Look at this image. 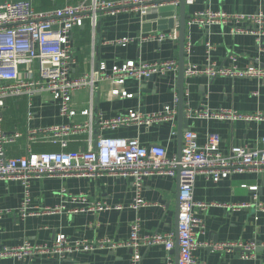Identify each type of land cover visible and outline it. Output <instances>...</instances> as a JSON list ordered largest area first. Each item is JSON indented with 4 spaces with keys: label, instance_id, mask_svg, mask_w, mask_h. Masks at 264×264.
<instances>
[{
    "label": "crops",
    "instance_id": "obj_1",
    "mask_svg": "<svg viewBox=\"0 0 264 264\" xmlns=\"http://www.w3.org/2000/svg\"><path fill=\"white\" fill-rule=\"evenodd\" d=\"M13 2L27 0H11ZM124 1V0H106ZM83 0H34L36 12L55 10L66 5H76ZM210 7L214 11L255 15L264 14V0H201L194 5H185L186 44L191 45L188 63L202 66L211 61L219 66H232V55L237 57L240 70L248 67L264 68V38L260 45L252 35L234 34L233 25L203 28L188 25L190 16L196 11ZM173 26L164 21L170 18L144 20L133 11H121L116 15H100L99 25L93 29L86 20L82 27L73 31L71 46L75 59L72 76L80 77L99 74L106 65V73L114 66L127 61L147 63L176 60L180 58V40L155 42H133L121 46L123 38H139L141 35L171 32L177 23L181 2L175 8ZM156 12V11H155ZM155 27V28H154ZM157 27V28H156ZM180 31V27H179ZM207 44L212 46L207 52ZM178 75L154 76L146 84L127 80L122 87L132 98L116 99L111 96L115 85L111 81H98L93 88L78 90L72 95L74 116H61L59 105L48 93L33 98L13 97L5 100L2 109L3 130L7 136L19 134L16 142L7 147V157H20L28 153L59 151L49 143L32 142L29 132L39 128L58 125H90L92 136L83 134L75 137L68 150L82 153L90 148V138L99 136L111 138H137L142 146H161L167 156H178L181 151L179 128L187 122V129L198 135L200 145L207 135L216 133L221 137L220 151L227 155L233 146L256 149L264 138V120L219 121L189 119L188 110L204 107L217 111L233 110L247 116L264 117V79H230L217 77H187L183 83V119L179 118L180 97ZM175 110L173 121L146 127L131 125L115 130H102L100 122L110 120L139 110L142 113ZM88 112V113H87ZM183 145V140H182ZM246 186L247 188H243ZM257 187V192L248 188ZM179 179L170 176L144 178L142 197L147 206L133 208L136 188L132 177L103 176L87 177H45L31 182L28 213L22 217L20 211L26 202V191L18 181L0 180V210H10L0 220V241L4 246H18L26 241L33 244H52L59 235L70 241L99 243L108 241L114 247L91 253H74L63 264H131L134 251L126 245L130 241L132 225L139 221L143 235L172 234L177 242L179 223L178 203ZM194 198L197 202L210 205L201 217L204 228L196 229L197 240L214 246L220 243H244L257 245L249 259L242 258L239 249L217 251L213 247H202L195 252L194 264H264V171L250 170L230 175L218 183L206 175H198ZM256 198V199H255ZM106 202L112 210L89 214L60 212L42 213L43 209L64 206L68 210H86L92 204ZM115 207H121L117 209ZM139 264H178L179 252L167 251L163 245L140 250ZM2 264H57L50 258L5 259Z\"/></svg>",
    "mask_w": 264,
    "mask_h": 264
},
{
    "label": "built area",
    "instance_id": "obj_2",
    "mask_svg": "<svg viewBox=\"0 0 264 264\" xmlns=\"http://www.w3.org/2000/svg\"><path fill=\"white\" fill-rule=\"evenodd\" d=\"M34 0L13 2L0 0V180L18 181L26 191V202L20 213L22 217L35 215L28 213L26 205L29 202L31 182L45 177H87L103 176L132 177L136 188L133 208L139 210L147 203L142 197L144 178L150 176H170L179 179V223H178V264H194L195 252L202 247H213L217 251L239 249L242 258L249 259L257 249L255 243H220L214 246L197 240L196 229L204 228L201 215L210 205L197 202L194 198L195 183L198 175H206L215 183L228 178L232 174L250 170L264 171V138L261 147L233 146L227 155L220 151L221 137L216 133L207 135L205 143L200 145L196 132L188 130L183 135L181 157H168L166 149L161 146L146 148L137 138H111L99 136L95 141L90 138V148L82 153L68 150L75 137L83 134L92 136L90 125H58L39 128L29 132L32 142L49 143L59 147V151L28 153L20 157H7L5 150L20 137L19 134L7 136L3 130L2 109L5 100L13 97L33 98L48 93L59 105L61 116H74L72 95L84 89H93L98 81L109 80L115 88L111 96L116 99L132 98L122 89L127 80H135L142 84L154 76H167L179 71L176 60L147 63L143 61H127L121 66H114L111 73H106V65L100 67V73L72 76L75 63L71 39L73 31L82 27L86 20L93 29L99 24L100 15H116L121 11H133L145 17L151 12L166 7L176 8L180 0H83L76 5L36 12ZM201 0H185V5L191 6ZM210 1V0H206ZM198 25L207 28L214 25H233L234 34L252 35L260 45L264 38V14L243 15L214 11L210 7L194 12L188 25ZM179 27L169 32H158L141 35L139 38H123L121 46L133 42L179 41ZM191 45L185 44V55H189ZM212 46L207 44V52ZM232 66H219L207 61L199 66L188 63L185 68L187 77H207L210 80L217 77L230 79H264V68L251 66L240 70L235 65L237 57H229ZM88 113V112H87ZM175 110L166 112L142 113L131 110L125 115L102 120V130H115L131 125L151 127L162 122L173 121ZM189 119H205L219 121H250L264 120L262 115L247 116L233 110L220 109L212 111L206 107L201 110H188ZM243 188H247L243 186ZM257 192V187L248 188ZM256 199V198H255ZM121 209V207H115ZM264 210V207H261ZM108 203L98 202L86 210H68L64 206L55 209L46 208L42 213L69 214L85 211L89 214L112 210ZM10 210H0V220ZM174 235H143L140 232L139 221L132 225L130 241L127 247L134 251L131 264H139L140 250L152 246L163 245L167 251L176 247ZM114 247L108 241L89 243L87 241H70L66 236L59 235L52 244H33L29 241L18 246H4L0 241V264L9 258L24 260L26 258H50L63 264L67 257L74 253H91Z\"/></svg>",
    "mask_w": 264,
    "mask_h": 264
},
{
    "label": "water",
    "instance_id": "obj_3",
    "mask_svg": "<svg viewBox=\"0 0 264 264\" xmlns=\"http://www.w3.org/2000/svg\"><path fill=\"white\" fill-rule=\"evenodd\" d=\"M181 2V12L179 15V21H180V31H179V37H180V58H179V75H178V87H179V97H180V110H179V118L182 120L184 115V107H183V83L185 78V68H186V61L187 58L185 57V44H186V25H187V17L185 15V0H180ZM176 15L175 8L173 7H166L159 9L156 12H151L148 15L144 17V20H150V19H158L159 17H169L170 19L168 21H164V23L168 24L170 28L173 26L174 20L173 18ZM99 25V24H98ZM155 28V27H154ZM157 28V27H156ZM153 77L150 79H147L143 82V84H146L147 81L152 80ZM188 131L187 129V122H184L183 127L181 126L179 128V141L181 143V151H182V140L184 133ZM181 151L178 153V158L181 157ZM179 194V190H178ZM179 203V202H178ZM176 249L179 252V246L178 241L176 243Z\"/></svg>",
    "mask_w": 264,
    "mask_h": 264
}]
</instances>
